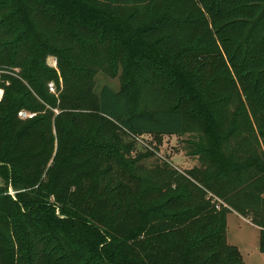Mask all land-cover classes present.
I'll return each instance as SVG.
<instances>
[{
	"label": "trees",
	"instance_id": "1",
	"mask_svg": "<svg viewBox=\"0 0 264 264\" xmlns=\"http://www.w3.org/2000/svg\"><path fill=\"white\" fill-rule=\"evenodd\" d=\"M104 3L0 0V264H244L226 215L250 219L264 252V0L169 4L194 29L185 57L172 47L177 22L160 17L173 23L153 38L156 28L131 26L113 7L107 15ZM104 55L134 79L151 71L163 106L137 110L131 80L94 95ZM58 75L64 88L50 95ZM236 87L250 121L225 112L222 93ZM21 109L35 115L21 119ZM187 117L188 153L204 164L185 182L168 167L137 173L151 153L131 157L132 144L116 134L106 143L94 123L178 135ZM213 194L228 207L216 208Z\"/></svg>",
	"mask_w": 264,
	"mask_h": 264
},
{
	"label": "rangeland",
	"instance_id": "2",
	"mask_svg": "<svg viewBox=\"0 0 264 264\" xmlns=\"http://www.w3.org/2000/svg\"><path fill=\"white\" fill-rule=\"evenodd\" d=\"M176 2L177 0H105L104 6L107 5V9L108 7L109 9L113 7L116 10H119V13L116 14L119 18L133 16L132 21H134V24H131V26L145 28L152 26L153 28H156V30H154L155 34L153 35V38L157 37L159 33H165L167 26L173 23L171 22L165 25H160L157 23V20L160 17H163L165 22L171 20L177 22L176 28L172 29L174 34V38L172 40L174 45L172 47L176 52L178 50H182V55L185 57V50H192V48H189V46L186 44L185 40L187 36L190 35V33H193L194 29H191L189 25L186 24V19L181 16H176L175 10L172 7L168 8L169 4H177ZM109 9L106 11V14L114 15V13H111ZM169 11L171 15L167 13ZM140 16L141 18H139ZM137 49L142 52H146L144 46H137ZM158 50H160V47L154 46L153 51L157 52ZM157 54L158 53H155V55ZM106 60L107 56L104 55L98 61L100 63L94 65L92 86V89L95 93L94 95L99 92L103 85H108L112 89L117 90L124 82L131 80L133 85L132 101L137 110H140L141 108L149 109L163 106V99H161L162 96L160 91L155 87V80L151 79V77H148L151 71H147L145 73L144 76H147L146 79H134L135 75L134 73H131L133 70H130V72H127L126 74V71L122 69L121 66H118V68L114 69L109 65V63H106ZM47 63L50 67L56 70L58 69L57 59L55 57L49 56L47 58ZM50 84L54 86V91L49 90ZM46 86L47 92L50 95L57 96L58 93L64 88V82L62 81L61 76L58 75L56 79L50 80ZM2 96L3 90L0 85V99ZM222 96L227 98V106L225 108V112L227 114L231 116L239 115V121H250V118H247L246 114H244V111H242V103L244 102V99L238 92L237 87L233 88L231 93H222ZM21 111L28 110H19V118H21L19 114ZM186 121L187 122L182 133L178 135L160 136L133 134L130 132L127 133L122 129L114 127L110 122L101 120L99 118L94 120V123L96 128H99L100 134H102V136H104L106 139V143H109L112 135L116 134L121 136L126 143L132 144V152L129 153L131 157H134L139 152L142 154L146 152L151 153V156L144 157L139 161L137 165V173H140L141 175L144 173H158L160 176H163V170L168 167L169 170L171 169L177 175L183 177V181L185 182L186 180L189 181L186 173L192 167H198L204 164L197 157V155H190L192 151L191 149L193 148L192 145H190V142L193 138V133L191 132L194 124L188 119V117ZM239 139L241 138L239 137L238 140ZM261 149L264 151L263 146H261ZM2 185H4V180L0 175V186ZM7 193L14 197L16 191L10 187ZM214 196L219 200L220 207H228L222 198L218 197L217 195ZM262 196H264V193ZM226 226L227 242L239 249L244 264H264V252H261L258 248L260 236L259 228L254 225L250 219L243 217L234 211H229L227 213ZM7 260L9 261V264H18L13 257L7 258Z\"/></svg>",
	"mask_w": 264,
	"mask_h": 264
},
{
	"label": "built area",
	"instance_id": "3",
	"mask_svg": "<svg viewBox=\"0 0 264 264\" xmlns=\"http://www.w3.org/2000/svg\"><path fill=\"white\" fill-rule=\"evenodd\" d=\"M49 90L54 91V86L52 84L49 85ZM19 114H20V117L23 119L32 118L35 115V113L28 112V111H21ZM212 202L216 208H219L220 202L215 196H212Z\"/></svg>",
	"mask_w": 264,
	"mask_h": 264
}]
</instances>
